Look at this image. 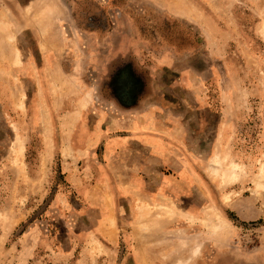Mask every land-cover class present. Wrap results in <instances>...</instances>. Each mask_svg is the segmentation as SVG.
Masks as SVG:
<instances>
[{
    "label": "rangeland",
    "instance_id": "374dc122",
    "mask_svg": "<svg viewBox=\"0 0 264 264\" xmlns=\"http://www.w3.org/2000/svg\"><path fill=\"white\" fill-rule=\"evenodd\" d=\"M0 264H264V0H0Z\"/></svg>",
    "mask_w": 264,
    "mask_h": 264
},
{
    "label": "bare ground",
    "instance_id": "6f19581e",
    "mask_svg": "<svg viewBox=\"0 0 264 264\" xmlns=\"http://www.w3.org/2000/svg\"><path fill=\"white\" fill-rule=\"evenodd\" d=\"M19 144V143H18ZM197 249V248H196ZM198 252V249L197 250H195V253H197Z\"/></svg>",
    "mask_w": 264,
    "mask_h": 264
}]
</instances>
